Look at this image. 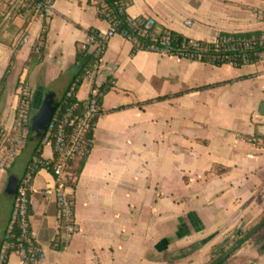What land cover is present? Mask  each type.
I'll return each instance as SVG.
<instances>
[{
  "label": "crops",
  "instance_id": "0c3cea01",
  "mask_svg": "<svg viewBox=\"0 0 264 264\" xmlns=\"http://www.w3.org/2000/svg\"><path fill=\"white\" fill-rule=\"evenodd\" d=\"M1 1V0H0ZM130 18H153L161 29L212 42L220 33L262 31L264 0H122ZM191 21V25H187ZM105 33L95 0H54L53 14L0 24V128L14 125L16 83L30 91V116L51 95L54 105L78 72L77 45L89 30ZM45 32L43 39L42 34ZM26 42H23V39ZM43 39V41H42ZM37 45L38 62H31ZM92 84L110 85L100 101L94 142L80 171L74 199L77 231L61 250L54 186L46 168L34 175L29 227L41 249L36 264H210L235 239L241 247L224 264H264V55L241 67L150 50L133 52L120 34L106 43L92 81L76 91L82 101ZM30 120V126H31ZM33 136L17 174L0 169V240L14 203L9 179L24 175ZM253 137L259 142H255ZM43 144L41 157L51 160ZM7 264H27L15 252Z\"/></svg>",
  "mask_w": 264,
  "mask_h": 264
},
{
  "label": "built area",
  "instance_id": "2783aa9c",
  "mask_svg": "<svg viewBox=\"0 0 264 264\" xmlns=\"http://www.w3.org/2000/svg\"><path fill=\"white\" fill-rule=\"evenodd\" d=\"M101 8H97L98 16L101 15V9L105 7L102 1ZM97 2H95V5ZM54 0H1L0 1V24H8L14 18L25 16L28 14L41 15L49 18L53 14ZM109 23V29L105 33L97 32V35H88V40L82 43L81 50L93 52L95 56L103 54L106 43L115 34H120L137 50H150L161 55L170 53L169 43L171 31L161 29L157 26L155 19L147 18H130L126 17V27L121 31L117 30L118 21L109 18L108 13L106 19ZM191 25V21L186 22ZM264 42V39L261 40ZM26 42V39H23ZM216 47L215 51L220 52H236L238 50L249 49L253 45L251 41H232L230 39H222L219 41L217 37L212 41ZM192 46H199L196 40L191 43ZM183 58H191L200 60L201 54H181ZM212 59H215L214 57ZM218 60L230 59V65H236L235 60L226 55L217 56ZM99 65V64H98ZM95 65L94 70H87L85 79L92 81L95 71L98 67ZM75 86L73 85L72 89ZM70 94V92L68 93ZM18 103L15 109L14 125L10 130L0 129V169H4L13 164L15 157L20 153L25 145V141L29 135L30 128V91L24 82H21L17 88ZM82 112L80 115L73 116L70 110L60 113L55 111L51 121L49 122L44 134L43 144H48L52 150L57 152L60 160L52 164V175L54 177V186L46 188L45 195H54L57 202V225L60 221H64L62 239L67 245L75 232L77 226L74 217V199L71 197L68 189L67 163L77 153H80V146L85 135L89 132L94 124V120L100 109L99 90L92 84L89 96L82 100ZM69 126H73L70 136L65 131ZM15 133H21V136L12 137ZM53 160H46L50 163ZM39 160L33 158V166L31 170L24 174L17 183L16 193L14 195V203L11 214V220L6 234L12 231L14 223L20 225L21 238L27 243V246H19L13 251H9L12 245L8 241H4L0 247V264H7L8 256L11 252H15L21 259L35 262L41 257V249L32 237L29 231V214L30 205L29 192L31 191L32 168Z\"/></svg>",
  "mask_w": 264,
  "mask_h": 264
},
{
  "label": "trees",
  "instance_id": "16d2710c",
  "mask_svg": "<svg viewBox=\"0 0 264 264\" xmlns=\"http://www.w3.org/2000/svg\"><path fill=\"white\" fill-rule=\"evenodd\" d=\"M100 1L103 2V4H105V7L103 9H101V15L99 16L102 19H106V14L108 13L109 18H111L114 21H118V27L117 30L121 31L122 29H124L126 27V17L127 15L125 14V4L122 0H95V2H97L96 7L101 8V3ZM32 15V14H29ZM45 19H48L46 17H44ZM45 30L43 31L42 37L44 39V35H45ZM96 30H89V34L92 35H97ZM219 41H221L222 39H230L232 41H251L253 42V45L251 46V48L249 49H243V50H238L236 52H225L222 51V49L220 50V52H216L215 51V45L211 42H204V41H198L196 40V42L198 43L199 46L195 47L192 46V39H189L179 33L173 32L171 31V36H170V43H169V50L170 53L168 55H175L178 57H182L181 55L182 53L185 54H201L202 57L200 59V61L203 62H208L217 66H221L224 64H228L230 65V59L227 60H218L217 56L219 55H226L229 58H232L235 60L236 58V65L235 67H241L245 64H253L256 63L260 60L261 56L264 55V42H262L261 40L264 39V33L262 31H252V32H242V33H220L219 34ZM42 39V41H43ZM81 45H77V53H76V57H75V61L78 64V72L77 74L74 76V78L72 79V81L70 82L67 90L65 91V93L61 96V98L59 99V101L55 104V111H59L61 114L70 110L72 112L73 116H77L80 115L82 112V101H78L76 99V91L78 89V87L80 86L81 82L83 81V79H85L86 76V71L87 70H94L95 65L99 64L101 56H95V54L92 52H88L85 50H81L80 49ZM137 49H135L133 47V52H136ZM43 55V46L42 45H37L32 53L31 56V62H38L39 60H41ZM215 59H212V58ZM188 58V57H186ZM5 76L6 74L3 76V78L0 81V85H2L5 81ZM73 85L75 86L73 89ZM110 85H105V87H102L99 89V101H101L102 95L104 94V92L109 88ZM70 92V94H68ZM54 111V113H55ZM53 113V115H54ZM101 113V109H99L98 115L94 120V124L91 127V129L89 130V132L85 135V137L82 140V144L80 146V153H77L70 161H68L67 163V174L69 176L68 178V189H74L75 188V184H76V180L77 177L80 173V171L82 170L85 160L87 159L91 148L93 146V142H94V137H93V133H94V129H95V124L96 121L98 119V116ZM53 117V116H52ZM52 119V118H51ZM51 121V120H50ZM73 131V126H69L68 128H66V135L70 136L72 134ZM16 134V133H15ZM36 136L33 135L30 128H29V135H28V140L31 139V137ZM43 139H44V135L39 136L38 139H36V145L34 147L33 153L30 157V160L27 164V167L25 169L24 174H26L28 171L31 170V167L33 166V158H37L39 161L37 163H35V166L32 168V179L34 177V175L36 174V172L41 169V168H46L49 171H51L52 173V164L58 160H60V156L57 152L52 150L53 153V160L50 163H47L46 160H44L41 157V151H42V147H43ZM255 142H259V140L255 137H253ZM32 183V180H31ZM71 197L72 193L69 192ZM29 197H30V192H29ZM30 213V205L28 208V214ZM63 226H64V221L61 220L59 225H58V231H57V235L55 237V239L53 240L52 246L57 249V250H61L63 249L66 244L64 243L63 239H62V235H63ZM262 228H264V221H261L254 229L251 233H255L260 231ZM30 231V229H29ZM245 237H241V238H237L234 240V242L230 245V247H228V249L223 253L224 257L220 258L219 261L217 262H212L210 264H224L225 260L236 250H238L242 243L245 241ZM4 241H8L11 245L12 248L9 249V251H13L15 250L17 247L19 246H27V243L21 238L20 235V225L18 222L14 223L12 231L10 232L9 235H7L5 233L4 237L0 240V247L2 245V243ZM40 259V258H39ZM35 262H31V261H27V264H36L38 262V260Z\"/></svg>",
  "mask_w": 264,
  "mask_h": 264
},
{
  "label": "water",
  "instance_id": "95a60500",
  "mask_svg": "<svg viewBox=\"0 0 264 264\" xmlns=\"http://www.w3.org/2000/svg\"><path fill=\"white\" fill-rule=\"evenodd\" d=\"M54 99L51 95H48L38 113L32 117L30 130L33 135L42 136L45 134L47 126L53 116L55 111ZM259 115L264 117V102H262L259 106ZM258 131H260L261 135L264 136V125L258 126ZM17 188V179L15 177H10L9 179V193H16Z\"/></svg>",
  "mask_w": 264,
  "mask_h": 264
},
{
  "label": "rangeland",
  "instance_id": "374dc122",
  "mask_svg": "<svg viewBox=\"0 0 264 264\" xmlns=\"http://www.w3.org/2000/svg\"><path fill=\"white\" fill-rule=\"evenodd\" d=\"M19 85H20V83L19 82H17L16 83V87L18 88L19 87ZM16 113V112H15ZM32 116V115H31ZM31 116H30V119H31ZM0 129H2V128H0ZM19 137V136H21V133H16V134H13L12 135V137L14 138V137ZM27 142H28V139L25 141V144H27ZM26 145H24V147H25ZM30 145L28 144V147H29ZM24 147L21 149V151H20V153L15 157V160H14V165H13V167L11 168V170H10V172H12V173H19L22 169H23V166H24V162H23V159H25V158H27L28 157V155H27V150L29 149L28 147L25 149V151H24V153L22 154V155H20L21 154V152H22V150L24 149ZM9 167H11V165L10 166H8V167H5L4 169L6 170V169H8ZM20 174V173H19ZM4 206H6V203L4 202V201H2V202H0V215H1V212H2V210H3V208H4Z\"/></svg>",
  "mask_w": 264,
  "mask_h": 264
}]
</instances>
